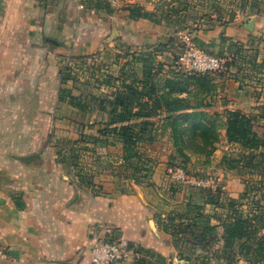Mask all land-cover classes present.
Listing matches in <instances>:
<instances>
[{"label": "crops", "instance_id": "1", "mask_svg": "<svg viewBox=\"0 0 264 264\" xmlns=\"http://www.w3.org/2000/svg\"><path fill=\"white\" fill-rule=\"evenodd\" d=\"M243 4L242 14L195 35L196 42L212 54L232 43L259 48L260 62L264 0ZM116 39L139 49L156 46L163 26L133 21L121 9L112 15L87 9L80 0H0V264H91V249L103 238L132 245L119 264H140L138 248L150 264H188L169 230L168 216L188 202L186 186L168 174L172 149L157 140L147 145L151 171L137 172L125 161L121 140L101 133L98 113L60 99L67 60L93 55ZM245 76L217 80L212 110H239L263 127L264 73ZM216 172L227 185L221 203L239 199L245 184ZM217 209L212 205L208 214ZM216 220L212 224L220 225ZM237 264L264 259L237 254Z\"/></svg>", "mask_w": 264, "mask_h": 264}, {"label": "trees", "instance_id": "2", "mask_svg": "<svg viewBox=\"0 0 264 264\" xmlns=\"http://www.w3.org/2000/svg\"><path fill=\"white\" fill-rule=\"evenodd\" d=\"M83 2H85L83 3L85 8L105 12L108 15H112L118 9L109 0H83ZM121 10L126 12L128 18L133 21L145 19L160 25L165 19L163 16L164 3L151 10L139 2H130ZM169 10L166 17L170 15L168 14L170 12L179 13L181 11L174 6ZM231 45L237 49H244L239 43ZM227 49L221 50L217 55L222 58L227 53ZM256 55V53L253 55L254 59L250 62L255 66H260L255 59ZM155 62L157 61L154 55L143 59L141 77H136L132 85L116 92L114 100L101 107V111H109L110 115L109 120L103 123L104 128L101 129V133L114 134L121 140L127 164L139 171L137 163L143 158L140 144L156 141L158 129L164 133L168 131V137L173 142L175 153L183 158V162L191 159L188 153V150H191L192 153L205 158L204 164H209L212 155L218 149V143L223 139L222 137H225L227 143L235 146L236 149L224 155L219 168L225 171L253 168L252 170H256L263 178L264 136L255 130L253 124L255 119L239 110H228L225 113L212 110L214 104L212 95L217 86V80L225 78L226 72L224 71L223 75L222 73L217 74L219 77L214 73L201 74L182 71L164 76L161 73L163 65L159 62L157 68H154ZM230 65L228 63L229 67ZM69 77L70 74L66 73L63 68L61 70L63 85L67 83ZM60 99L63 101L69 99L71 105L79 111L88 112L87 108L78 101V97L71 95L65 87L61 89ZM259 116L264 120V109L261 110ZM262 129L264 131V126ZM170 158L174 159V154ZM145 170L148 173L151 171L150 168ZM244 184L245 191L240 196L241 200H245L257 190L251 186L255 184L248 181ZM257 185L260 188L264 186V180L261 179ZM201 192L203 193L198 200L203 203L195 207L201 214L196 218L191 217L195 215L193 214L189 218L192 220V229L195 228L192 231L195 245L205 247L213 242L223 241L224 247L228 248L241 242V251L253 252L246 258L247 260L251 261L252 255L259 257L257 259L264 258V234L260 233L261 228H264V213L255 214L251 218L242 212L238 216L236 213L234 217L226 216L225 218L217 214L209 215L203 213L204 205L211 204L232 209L241 204L240 199H231L225 205L221 203L225 193L220 190L212 192L210 189L202 188ZM262 193L264 196V190ZM194 204L196 203L190 201L187 211L193 212L191 208L195 206ZM259 207L263 208L260 205ZM212 218L219 219L220 225H213ZM220 227L224 231L222 235L218 234ZM172 234L175 236L174 233ZM136 251L141 254V258L138 259L140 264H150L146 262L147 253L143 249L138 248ZM160 259L163 260L161 257Z\"/></svg>", "mask_w": 264, "mask_h": 264}, {"label": "rangeland", "instance_id": "3", "mask_svg": "<svg viewBox=\"0 0 264 264\" xmlns=\"http://www.w3.org/2000/svg\"><path fill=\"white\" fill-rule=\"evenodd\" d=\"M80 1L85 3L83 0ZM109 1L118 9H122L130 2H139L151 10L164 3L165 13H163V16L165 19L164 22L160 24L163 26V39L156 44L157 47L152 44L153 46L139 49L130 46L126 41L124 42L116 39L112 42H108L100 52L85 57H73L67 60L63 68L66 73L70 74V77L67 83H65V88L71 95L78 97V101L87 108L88 112L91 114L98 113L97 118L101 119L102 124L109 120L110 115L109 111H101V107L107 105L109 101L114 100L116 92L123 90L124 87L132 85L136 77H141L143 59L154 55L157 61L154 64V68H157V63L160 62V64L163 65V67L161 66V73L164 76L168 75L171 71H183L177 63L178 55L184 44L183 37L185 35H191L196 40L195 35L226 23L227 21L225 19L227 17L233 15L238 16V14H242V10H244L243 0H175L172 2L170 0ZM173 6L176 7V9H181V11L179 13L170 12L168 13L170 15L166 17L167 11H170L169 9ZM257 49H237L231 44L228 45L227 53L222 57L224 60L223 68L214 74L217 75L222 73L223 75L225 71L226 76L231 73L235 77H241V79L243 77L245 78L247 73L251 74L253 71L254 73L263 74L264 54L262 55L261 61L257 62L260 66H255L250 62L251 59H254L253 55L257 51V55H259V51L261 50L259 48ZM255 59L256 61L258 60L257 58ZM228 63L231 64L230 67ZM174 67L176 70H172ZM185 73L189 72L185 71ZM217 77H219V75H217ZM254 127L259 134L264 136L261 125L254 123ZM156 132V140L163 143V149H172V153L169 154V156L172 154L175 156L174 159L169 158V165L172 166L169 167V169L182 167L186 171L187 177L192 178V181L202 179L204 182H210V187H203L196 186L190 182L175 181L172 180L168 169L171 180L178 184L181 189H183L184 186L187 188L186 197L188 198V202H186V207L180 212H175L168 216L170 223L169 230L175 235L174 239L176 247L179 250V256L188 264H237V254H241L244 258H248L253 252H247L246 250L241 251V242H237L235 245L228 248L224 247L222 251V246L218 245L224 244L219 241L208 244L205 247L202 245H195L192 232L195 228L192 229V220L189 219L193 214L195 215L191 217L194 218L199 217L201 214L195 207H197V204H202V201L198 200L203 193L201 192L202 188L217 192L221 189V185H224L227 189V185L224 183L225 177L221 178L219 174H217L218 172H216V169L219 168V164L224 155L230 150H235L236 147L228 144L226 138L222 137L223 139L218 143V149L212 155L209 164H204L205 158L201 155L192 153L193 151L191 150H188L191 159L188 162H183V158L175 153L173 142L168 137V131L164 133L157 129ZM165 140L167 143H164ZM152 143L140 144V151L143 158L141 162L137 163L140 168L137 172L142 171V173L144 172L143 174H146L147 171L145 169H151L152 159L145 154V148ZM252 169L253 168H247V170L233 169L227 171L230 176L240 179L243 183L248 181L251 184H255L251 186L257 190L252 192L245 200L239 198L241 204L234 206L232 209L213 205L218 208L215 210L217 213L214 212L217 216L219 215L221 218H225L226 216L234 217L236 213L238 216L242 212L251 218L255 214L264 213V196L262 193L264 186L260 188L259 185H257L260 183L261 179L264 180V177L262 178L260 176L261 174ZM223 193H226V191ZM222 198L224 197L222 196ZM190 201L196 203L194 204L195 206L191 208L193 212L187 211ZM229 201L230 200H228L227 203ZM259 205L263 208L260 209ZM211 207L212 205L208 207L204 205L202 210L203 213L208 214V212L211 211ZM178 214H180V216H178ZM216 222L221 223L219 219H217ZM260 233L264 234V228H261ZM251 245L253 246L255 244ZM212 247H217V250L212 251ZM233 248L238 249L236 254L232 252ZM257 258L259 257L252 255V259L255 261H262L264 259Z\"/></svg>", "mask_w": 264, "mask_h": 264}, {"label": "built area", "instance_id": "4", "mask_svg": "<svg viewBox=\"0 0 264 264\" xmlns=\"http://www.w3.org/2000/svg\"><path fill=\"white\" fill-rule=\"evenodd\" d=\"M183 48L178 59V64L183 72L189 73H217L223 68L224 60L217 54H212L201 47L191 35L183 37ZM169 173L172 180L185 183H192L196 186L210 187L209 181L202 179L192 181L187 177L186 171L182 167L170 168ZM194 182V183H193ZM221 191H226V186L221 185ZM129 243L124 239L98 240L91 249V264H119L129 253H131ZM3 252L0 250V258Z\"/></svg>", "mask_w": 264, "mask_h": 264}]
</instances>
